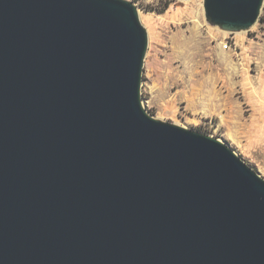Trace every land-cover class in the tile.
Masks as SVG:
<instances>
[{"label": "water", "instance_id": "95a60500", "mask_svg": "<svg viewBox=\"0 0 264 264\" xmlns=\"http://www.w3.org/2000/svg\"><path fill=\"white\" fill-rule=\"evenodd\" d=\"M146 48L129 0H0V264H264V178L146 111Z\"/></svg>", "mask_w": 264, "mask_h": 264}, {"label": "rangeland", "instance_id": "374dc122", "mask_svg": "<svg viewBox=\"0 0 264 264\" xmlns=\"http://www.w3.org/2000/svg\"><path fill=\"white\" fill-rule=\"evenodd\" d=\"M129 1L147 32L146 111L218 138L264 178V0L239 31L211 24L203 0Z\"/></svg>", "mask_w": 264, "mask_h": 264}, {"label": "trees", "instance_id": "16d2710c", "mask_svg": "<svg viewBox=\"0 0 264 264\" xmlns=\"http://www.w3.org/2000/svg\"><path fill=\"white\" fill-rule=\"evenodd\" d=\"M164 6H165L164 8H166L167 7V3H164Z\"/></svg>", "mask_w": 264, "mask_h": 264}]
</instances>
